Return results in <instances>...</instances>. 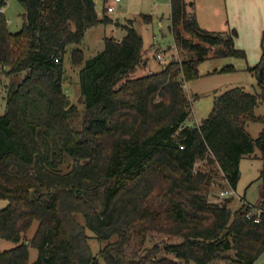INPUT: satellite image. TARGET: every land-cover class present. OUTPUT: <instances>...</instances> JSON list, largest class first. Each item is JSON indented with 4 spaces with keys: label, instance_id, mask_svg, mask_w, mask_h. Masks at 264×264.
Returning a JSON list of instances; mask_svg holds the SVG:
<instances>
[{
    "label": "trees",
    "instance_id": "16d2710c",
    "mask_svg": "<svg viewBox=\"0 0 264 264\" xmlns=\"http://www.w3.org/2000/svg\"><path fill=\"white\" fill-rule=\"evenodd\" d=\"M17 1L24 8L18 32L0 12V199L8 201L0 238L16 244L0 251V264H28L29 247L38 251L33 264H255L264 253V209L248 215L254 207L242 199L232 211L230 199L213 203L207 193L215 169L235 190L241 159L256 149L264 155V130L257 138L246 130L264 121L254 116L259 97L231 88L201 123L186 125L184 83L199 77L198 65L245 59L236 30L203 29L192 2L170 0L183 60L135 76L147 59L131 22L121 39L105 38L84 60L86 31L112 21L98 17L94 0ZM69 45L71 63L81 65L82 110L63 91ZM263 69L264 47L254 67ZM201 160L206 170L195 169ZM150 235L180 241L147 249ZM90 238L101 245L97 254Z\"/></svg>",
    "mask_w": 264,
    "mask_h": 264
},
{
    "label": "rangeland",
    "instance_id": "374dc122",
    "mask_svg": "<svg viewBox=\"0 0 264 264\" xmlns=\"http://www.w3.org/2000/svg\"><path fill=\"white\" fill-rule=\"evenodd\" d=\"M4 15L7 20V27L10 33L18 32L24 23V8L17 0H4ZM191 3L193 0H186ZM95 8L100 18L106 16L112 20L108 24L97 26L93 32L87 35L79 46L84 52V60L93 57L103 49L105 38L118 39L124 35V25L131 22L134 29L142 37L144 59H147L145 66L138 68L136 75H143L149 72H158L162 70L169 62H181L182 53L175 47L174 39L170 31V9L169 0H122L116 5V10L112 13L105 11L107 0H94ZM156 15V20L146 22L145 16ZM147 17V18H148ZM155 37V39H153ZM244 38L240 41L244 42ZM258 45L262 54L264 47V31L258 35ZM235 47L245 52V59L235 57L209 58L198 65L199 77L184 83V91L191 102V112L186 120L189 125H198L211 112L215 97L231 88H240L245 92L252 93L259 97L258 105L254 109L256 118H264V69L259 79V73L254 70L261 59V54L253 46L245 45L247 49L236 45ZM247 44V43H244ZM262 44V45H261ZM75 45H69L64 55V77L63 91L68 96L72 104L82 110L81 94L79 86L80 66L71 63V51ZM160 49L165 54V60L160 62L155 55ZM231 67L230 70H224ZM3 81L5 79L3 78ZM6 111L5 91L0 88V115ZM246 130L252 138H257L264 130V121L253 120L246 124ZM195 169L206 170V161H198ZM213 182L211 183L207 199L213 203L222 202L230 199L229 208L233 211L242 204V199L252 205L254 213H258L263 206L259 205L264 200V155L257 149L250 157L242 158L239 164L240 179L237 183L234 194L228 197L220 196V192L229 189L222 174L215 169ZM8 201L0 199V209L7 205ZM37 223L34 222L32 227L27 231L25 239H30L35 232ZM90 235V234H89ZM179 239H168L158 235H150L145 243L147 249L155 246L162 248L164 243H176ZM88 245L93 254H97L100 249V243L90 238ZM16 244L0 238V251L13 248ZM38 255L37 249L29 247L28 264H33ZM158 256H167L176 260L171 255H165L160 252ZM187 264H195L188 262ZM215 264H222L218 262ZM255 264H264V253L257 259Z\"/></svg>",
    "mask_w": 264,
    "mask_h": 264
},
{
    "label": "crops",
    "instance_id": "0c3cea01",
    "mask_svg": "<svg viewBox=\"0 0 264 264\" xmlns=\"http://www.w3.org/2000/svg\"><path fill=\"white\" fill-rule=\"evenodd\" d=\"M192 3L191 10L194 11L197 23L201 28L214 32L235 29L237 32L236 45L247 49L245 45L250 44L253 49L261 52L257 45L259 43L258 35L260 36V33L264 31V0H193ZM97 15L100 18L98 12ZM156 18V15L152 14L150 18L144 17L146 22L150 23ZM101 25L103 24L97 26ZM97 26L88 29L85 37L89 33L91 34ZM242 38L245 39L244 42L240 41ZM186 125L189 124L186 123ZM263 204L264 201L262 206Z\"/></svg>",
    "mask_w": 264,
    "mask_h": 264
},
{
    "label": "built area",
    "instance_id": "2783aa9c",
    "mask_svg": "<svg viewBox=\"0 0 264 264\" xmlns=\"http://www.w3.org/2000/svg\"><path fill=\"white\" fill-rule=\"evenodd\" d=\"M122 0H107V6H106V9L105 11L107 13H112L116 10V5L119 4ZM0 12L3 13L4 12V9L3 7H0ZM155 39V37H154ZM158 53L155 55L156 59H158L160 62L164 61L165 60V54L160 50L158 49ZM182 148V147H180ZM234 194V190L229 188V189H225L223 191L220 192V196L222 197H228V196H231ZM258 212L257 215L261 212V210H258L256 211ZM252 213H254V211L250 212L248 215H251ZM256 222H259V219L257 217L256 219Z\"/></svg>",
    "mask_w": 264,
    "mask_h": 264
},
{
    "label": "water",
    "instance_id": "95a60500",
    "mask_svg": "<svg viewBox=\"0 0 264 264\" xmlns=\"http://www.w3.org/2000/svg\"><path fill=\"white\" fill-rule=\"evenodd\" d=\"M258 76H259V79H261V71H259V75Z\"/></svg>",
    "mask_w": 264,
    "mask_h": 264
}]
</instances>
